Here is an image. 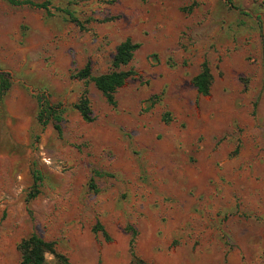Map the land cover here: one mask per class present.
I'll return each instance as SVG.
<instances>
[{
	"label": "rangeland",
	"instance_id": "374dc122",
	"mask_svg": "<svg viewBox=\"0 0 264 264\" xmlns=\"http://www.w3.org/2000/svg\"><path fill=\"white\" fill-rule=\"evenodd\" d=\"M50 2L0 0V264L32 233L72 264H134L128 226L149 264H264V0ZM126 38L136 74L113 106L77 72L111 71ZM49 103L60 131L38 118Z\"/></svg>",
	"mask_w": 264,
	"mask_h": 264
},
{
	"label": "trees",
	"instance_id": "16d2710c",
	"mask_svg": "<svg viewBox=\"0 0 264 264\" xmlns=\"http://www.w3.org/2000/svg\"><path fill=\"white\" fill-rule=\"evenodd\" d=\"M14 5H29L38 8L45 9L47 12H51L50 0L35 1V0H7ZM57 10L65 12L70 20L75 21L80 27L85 28L82 21H80L72 10L69 8L56 7ZM141 43L133 41L131 38H126L118 46L116 54L113 59V69L109 72L93 75L91 62L88 61L86 65L77 72V76L80 78L92 79L95 86L103 93L107 101L113 105H117L116 92L126 80L135 75L134 69H122L123 66L128 65L135 52L140 48ZM193 83L197 88V91L201 95H208L211 91L213 83V74L209 62L205 60L201 65L200 72L193 78ZM11 87V81L7 73H0V97L6 95ZM75 107L80 111L82 117L86 121L94 120L92 115V108L90 105V99L87 96V91L80 97L79 101L75 104ZM168 113L165 114V116ZM38 118L43 125L49 124L53 119L55 128L60 131L59 121L62 118L61 111L52 104H46L45 107L41 105ZM168 118V117H166ZM39 190L35 188L34 192L29 195V198H33L38 194ZM131 231V254L134 264H149L147 261L137 255L135 250L137 230L132 226H128ZM95 231L102 230L107 239L109 236L101 223H97L94 227ZM19 249L21 251L22 261L21 264H45L47 253L54 254L61 264H72L69 258L62 253L57 252L54 241H48L36 233H32L24 237L19 243Z\"/></svg>",
	"mask_w": 264,
	"mask_h": 264
}]
</instances>
